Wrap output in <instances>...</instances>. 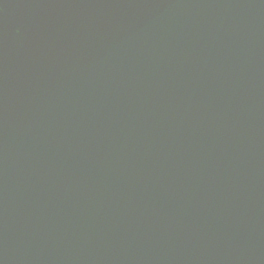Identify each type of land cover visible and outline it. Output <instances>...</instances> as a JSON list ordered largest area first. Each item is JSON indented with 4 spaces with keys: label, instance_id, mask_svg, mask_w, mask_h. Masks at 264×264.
Instances as JSON below:
<instances>
[{
    "label": "water",
    "instance_id": "water-1",
    "mask_svg": "<svg viewBox=\"0 0 264 264\" xmlns=\"http://www.w3.org/2000/svg\"><path fill=\"white\" fill-rule=\"evenodd\" d=\"M0 264H264V0H0Z\"/></svg>",
    "mask_w": 264,
    "mask_h": 264
}]
</instances>
